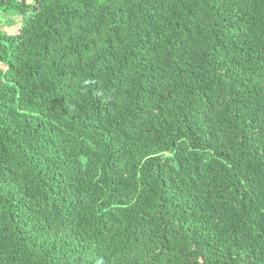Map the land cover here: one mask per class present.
Listing matches in <instances>:
<instances>
[{
    "label": "trees",
    "instance_id": "obj_1",
    "mask_svg": "<svg viewBox=\"0 0 264 264\" xmlns=\"http://www.w3.org/2000/svg\"><path fill=\"white\" fill-rule=\"evenodd\" d=\"M0 16V264H264V0Z\"/></svg>",
    "mask_w": 264,
    "mask_h": 264
},
{
    "label": "rangeland",
    "instance_id": "obj_2",
    "mask_svg": "<svg viewBox=\"0 0 264 264\" xmlns=\"http://www.w3.org/2000/svg\"><path fill=\"white\" fill-rule=\"evenodd\" d=\"M24 1H26L28 4H33V0H24ZM1 18H3L2 16H0ZM2 19H0V21H1ZM2 23V22H1ZM21 23H22V21H21V17H16V16H14V17H12L9 21H7L6 23H5V25H2V27H5V32L6 33H11L12 32V30H13V28L15 27V26H21ZM2 27L0 26V30L2 29ZM12 28V29H11ZM10 29V30H9Z\"/></svg>",
    "mask_w": 264,
    "mask_h": 264
},
{
    "label": "crops",
    "instance_id": "obj_3",
    "mask_svg": "<svg viewBox=\"0 0 264 264\" xmlns=\"http://www.w3.org/2000/svg\"><path fill=\"white\" fill-rule=\"evenodd\" d=\"M15 27H17V26H15ZM11 29H12V28H11ZM1 30L4 31V30H5V27H3ZM9 30H10V29H9Z\"/></svg>",
    "mask_w": 264,
    "mask_h": 264
}]
</instances>
